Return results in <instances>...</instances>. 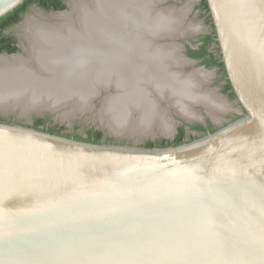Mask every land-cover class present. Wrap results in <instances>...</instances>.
Segmentation results:
<instances>
[{
    "label": "water",
    "instance_id": "95a60500",
    "mask_svg": "<svg viewBox=\"0 0 264 264\" xmlns=\"http://www.w3.org/2000/svg\"><path fill=\"white\" fill-rule=\"evenodd\" d=\"M25 1L0 0V18ZM67 1L70 10L40 11L68 14L75 31ZM164 1L157 11L181 14L162 8ZM207 2L246 114L164 148L94 144L0 121V264H264V0ZM178 24L147 38L159 49L177 48L189 62L181 71L193 79L185 69L199 61L178 40L197 33ZM21 38L23 53L0 58L24 67L0 71V80L49 77L41 55ZM90 87L88 106L116 91L92 79ZM21 90L2 93L13 95L11 102L37 93L32 84ZM47 110L0 111L27 117Z\"/></svg>",
    "mask_w": 264,
    "mask_h": 264
},
{
    "label": "bare ground",
    "instance_id": "6f19581e",
    "mask_svg": "<svg viewBox=\"0 0 264 264\" xmlns=\"http://www.w3.org/2000/svg\"><path fill=\"white\" fill-rule=\"evenodd\" d=\"M159 1L70 0L75 31L70 26L74 18L65 13L27 20L25 38L37 52V59L41 55L50 76L40 79L27 74L23 79L16 76L7 82L0 80V110L18 108L24 115L65 108L63 118L69 119L74 113L93 108L87 105L92 79L116 89L99 111L101 122L116 134L148 136L154 125L159 132L169 133L161 101L169 102L170 108L188 119L198 117L193 109L197 105L209 107L215 114L223 112L227 105L221 98L203 90L208 74L197 73L193 79L184 75L180 68L189 62L182 59L177 48L159 49L147 38L177 23L184 32L198 31V27L185 25L187 7L173 16L171 11H157ZM21 67L24 63L20 60L0 58V71ZM26 84H32L37 93L27 91L17 97V102H11L13 95L2 93L6 88L21 90Z\"/></svg>",
    "mask_w": 264,
    "mask_h": 264
},
{
    "label": "flooded vegetation",
    "instance_id": "af4514ba",
    "mask_svg": "<svg viewBox=\"0 0 264 264\" xmlns=\"http://www.w3.org/2000/svg\"><path fill=\"white\" fill-rule=\"evenodd\" d=\"M57 4H66V6L68 7V4L66 2V0H57L56 3L53 4V7L51 9H46L44 7L39 6L37 3L33 4L32 6H30V8L28 9V11L32 8H38L41 9L45 14H49L51 12H57V11H61V10H57L54 7ZM28 13V12H27ZM27 13H25L24 15H26ZM17 25V24H15ZM14 25V26H15ZM13 27V26H12ZM11 29L7 28L6 30L3 31L2 37H12L13 40L10 42V46H17L19 48V42H18V37L13 36V35H9L7 32ZM209 34V33H208ZM206 35V34H205ZM203 35V36H205ZM201 36V38L203 37ZM200 38V39H201ZM199 45H201V42H199ZM198 45V46H199ZM195 47H187L185 50V54L187 56H189L188 54V49H197L198 48ZM214 47H212L213 49ZM20 50V48H19ZM0 53H7L5 50L0 52ZM9 54V53H8ZM190 57V56H189ZM192 58V57H190ZM195 59V58H193ZM199 61L200 64H202L205 69H214L216 68L220 74H221V89L217 92L216 90H214L213 92L209 89L206 88L204 89V91L206 93H210V94H215L216 96H218L219 98H221V100L225 103V105H227V107L225 108V110H223V112L221 113H214L212 112V110L209 107H206L210 113V115L213 117V115L215 117H209L206 118L204 115H202L201 117L198 116L195 119H188L187 117L183 116L184 118H179V121H176L172 116L168 115L167 116V110L163 109V104L165 102L162 103V105L160 106L161 110L164 111V117L165 119L169 122V126H170V132L167 134L161 133L158 131V127L154 125V130L151 134L144 135L146 136L145 139H143V143L139 146V147H144L147 148L150 144L153 145L152 148H164V147H170V146H174L175 144L180 143L181 144H185L191 141H194L200 137H203L207 134L210 133H214L217 130H219L220 128L226 126L227 124L239 119L240 117L244 116L246 114L244 108L241 106V104L238 102L237 98L233 95V92L231 90H226V85H227V80L223 78V74L221 72V70L218 67H212V68H208L207 64H205L204 59L203 58H199L196 59ZM98 99H95V103L93 104V108H91V110L88 111H84V112H77L72 119H62L63 118V114L61 115L62 118L59 117V113L60 110L57 111H45L42 114H36L37 116L35 117L33 124H32V128L36 127L37 124V120H41L42 122L40 123V125H38L39 129L44 131V132H48L51 134H56V135H60V136H64L67 138H73L76 140H81V141H85V142H90V143H94V144H114V145H119L116 144L115 141L117 140H113L111 139V136H113L114 138H127V136H133L132 134H128V135H121V134H116L114 133L107 125L106 122H101L100 116L98 111H100V108L103 104H101V101L99 100V103H96V101H98ZM105 100V99H104ZM237 101L238 104L236 106H240L241 107V111L242 113H238V110L236 108L233 107V103ZM104 103V102H103ZM203 106V105H202ZM173 107V106H171ZM205 107V106H204ZM232 107V108H231ZM71 107L67 106V109H69ZM174 108V107H173ZM197 106L194 107V110L196 111ZM64 109L63 108V113H64ZM38 111V110H36ZM225 111H231L233 112L232 116L233 121L226 123L225 125H221V126H216L215 125V118L219 117V119L221 118L220 116L224 115L226 112ZM178 112V111H177ZM196 113L199 115V112L196 111ZM213 113V114H212ZM90 114L94 115L95 120H93L92 124L88 127H86L84 129V135L78 133V126H74L72 131H68L67 130V125L69 120H82L84 116H88ZM178 114L180 115V113L178 112ZM49 116H54V120H58L60 122V124L57 123H52L51 122V117ZM134 116H137V113H134ZM182 116V115H181ZM53 118V117H52ZM75 120V121H76ZM189 120H191L189 122ZM96 121V122H95ZM217 121V120H216ZM56 122V121H55ZM66 122V123H64ZM64 123V124H62ZM102 123V124H101ZM109 128V129H108ZM99 133L102 134V136L99 135ZM109 136L108 138H106V136ZM164 146V147H163ZM178 146V145H177Z\"/></svg>",
    "mask_w": 264,
    "mask_h": 264
},
{
    "label": "rangeland",
    "instance_id": "374dc122",
    "mask_svg": "<svg viewBox=\"0 0 264 264\" xmlns=\"http://www.w3.org/2000/svg\"><path fill=\"white\" fill-rule=\"evenodd\" d=\"M66 2L68 3L67 0H66ZM200 3H201V0H167V1H164L161 5L162 8L181 9L183 7H187L189 14L186 18L185 25L191 24L193 27H198V31L195 32V33H197L196 35H191V36H188V37H185L183 39L178 40L180 43H182L184 45L185 50L187 47H193V48L197 47L199 45L200 40H201L200 39L201 36H203L205 34L207 35L212 30L211 26L208 24L206 16L204 15L203 11L200 8ZM67 9L70 10L69 7H67ZM42 16L46 17V15H44L40 11V9L32 7L28 11V13L26 15H24L22 21L19 22L17 25L11 27V29L7 33L9 35H13L15 37L17 36L19 39L18 40L19 45L27 46V41L23 40L21 38V36L25 37V35H26V33H25L26 22L30 18L41 19ZM48 18L50 19V16ZM19 52L23 53V51L21 49L19 50ZM183 53H185V51ZM185 71L186 72H193L194 74L201 73V72L208 74L209 78L207 80H205L207 82V84L205 87H204V85L202 86L203 90L206 88H209L212 92L214 90H216L218 92L221 89V86H222L221 74L216 68L205 69V67L202 64L197 63L193 66L187 67L185 69ZM96 103H99V100L96 101ZM162 103H163V101L159 102V105L161 106ZM168 103L169 102L165 101V103L163 104V109L167 110V112H166L167 116L170 115L176 121H179L180 119L178 118V116L175 115V110H173V108H169ZM233 104H234L233 107L238 110V113L239 114L242 113L241 107L236 106L238 104V102L235 101ZM196 109L199 112L198 116L201 117L202 115H204L206 118L212 117L206 107L201 106V107H198ZM58 110H60L59 117L62 118L61 115L63 114V109H58ZM98 113H99V111H98ZM232 114H233V112L227 111L224 115L220 116L221 117L220 119H218L219 117L215 118L217 120V121L215 120V122H214L215 125L221 126V125H225L226 123L233 121V119H236V118H233ZM74 115H72L69 119H72ZM36 116H37L36 114H33V115L27 116V117H19L17 115V113L13 114V113H5V112L0 111V120H6L7 123L23 125L25 127H31ZM49 117H51L52 123L60 124V122L58 120H54L55 119L54 116H49ZM62 119H67V118H62ZM75 120L76 119L69 120L68 124H66L67 130L72 131L73 127L76 125V126H78V133L84 135V129L86 127L90 126L93 123L92 121L95 120V118H94L93 114H90L88 116H84L82 120H76V121ZM64 123H66V122H64ZM64 123H62V124H64ZM108 137L109 136L107 135L106 138H108ZM142 137H144V136H127V138L120 139V138H114L113 136H111V139L117 140V141H115V143L119 144V145H123V146H140L144 141L143 139H145ZM139 138H142V139H139Z\"/></svg>",
    "mask_w": 264,
    "mask_h": 264
},
{
    "label": "trees",
    "instance_id": "16d2710c",
    "mask_svg": "<svg viewBox=\"0 0 264 264\" xmlns=\"http://www.w3.org/2000/svg\"><path fill=\"white\" fill-rule=\"evenodd\" d=\"M57 0H26L23 4L18 6L14 11L8 13L6 16L0 18V52L6 51L9 54H13L19 52V48L17 46H10V42L13 40L12 37H2L3 31L7 28L14 26L22 21L24 14L28 12V9L33 4H38L41 7L46 9H51L53 4L56 3ZM57 10H65L67 9L66 4H57L55 7ZM200 8L203 11L204 15L207 18L208 24L211 26V32L205 36H203L200 40L201 45L198 46L197 49H188V54L190 57L199 59L203 58L205 64H207L208 68L218 67L222 74L223 78L227 80L226 90H231L233 95L236 97V94L233 90L232 84L228 79L227 71L225 68V64L222 61L221 50L219 47V43L217 41V35L215 31V26L213 23V19L210 14V8L207 0H201ZM212 47H214L212 49ZM1 122H6V120H0ZM42 121L37 120V124L35 129L40 130L38 125H40ZM102 136L101 133H99ZM180 145V143L175 144L174 146ZM153 145L150 144L147 148H152ZM164 147V146H163Z\"/></svg>",
    "mask_w": 264,
    "mask_h": 264
}]
</instances>
